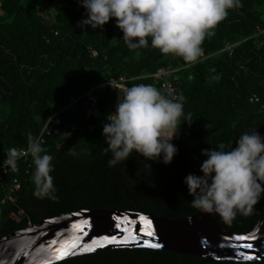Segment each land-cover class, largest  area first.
I'll use <instances>...</instances> for the list:
<instances>
[{"label":"trees","instance_id":"obj_1","mask_svg":"<svg viewBox=\"0 0 264 264\" xmlns=\"http://www.w3.org/2000/svg\"><path fill=\"white\" fill-rule=\"evenodd\" d=\"M41 3L53 8V21L43 17ZM0 7V164L33 145L71 97L100 87L95 105L68 109L38 158L20 162L0 182V238L80 209L186 218L264 152V0H1ZM161 67L176 69L177 96L164 106L166 91L152 77ZM120 78L130 117L167 118L173 141L130 147L124 125L111 121L117 93L107 83ZM16 177L21 187L10 201L4 185ZM263 213L264 173L218 222L244 234ZM201 263L264 260L206 262L119 248L54 264Z\"/></svg>","mask_w":264,"mask_h":264},{"label":"water","instance_id":"obj_2","mask_svg":"<svg viewBox=\"0 0 264 264\" xmlns=\"http://www.w3.org/2000/svg\"><path fill=\"white\" fill-rule=\"evenodd\" d=\"M126 92L127 87L120 86L117 111L126 110ZM131 119L153 127L158 123ZM174 139L172 135L169 139L151 142L168 143ZM141 142L148 141L136 140L130 147ZM263 173L264 152L216 200L186 218L169 219L141 211L97 208L42 219L0 238V264H54L119 248L170 251L198 256L206 262H261L264 260V213L256 226L244 234L224 229L218 219Z\"/></svg>","mask_w":264,"mask_h":264},{"label":"built area","instance_id":"obj_3","mask_svg":"<svg viewBox=\"0 0 264 264\" xmlns=\"http://www.w3.org/2000/svg\"><path fill=\"white\" fill-rule=\"evenodd\" d=\"M232 49H233L232 45L227 46V50L232 51ZM92 55L97 56V52L95 50L92 51ZM175 72L176 69L161 67L156 73L152 75V77L155 79L157 83L158 82L162 83V90L166 91V97L162 98L163 102H166V99L169 96H172L174 98H176L177 96V92H176L177 89L173 83ZM125 81H126L125 78H120L119 80L111 79L107 84L110 86L111 89L115 90L116 93L118 94L120 86H123ZM99 88H100L99 86L92 87L81 97H71L69 104L66 107L50 115L43 124L41 132L33 145H31L28 148L19 149L16 156L8 158L2 164H0V182H4L6 176L12 173L13 171H15L20 162L29 163L35 161L38 158L39 156L38 149L44 143L46 136H53L59 133V127L62 123L61 115L65 114L68 109L76 106L78 103H82L83 105H91V106L95 105L99 99V94H98ZM250 101L256 103L259 101V97L256 94H254L250 98ZM112 122H116V121H112ZM29 169H30L29 167L26 169L27 173H29L30 171ZM20 187H21L20 178L16 177L11 181H6L4 185V188L6 189L7 192L6 199L10 201H14L15 198L13 194L17 192L20 189Z\"/></svg>","mask_w":264,"mask_h":264},{"label":"rangeland","instance_id":"obj_4","mask_svg":"<svg viewBox=\"0 0 264 264\" xmlns=\"http://www.w3.org/2000/svg\"><path fill=\"white\" fill-rule=\"evenodd\" d=\"M0 2H1V0H0ZM1 12H2V10H1V7H0V14H1ZM40 12H41V14L43 15V17L48 21V22H51V21H53V17H54V10H53V8L52 7H49L48 5H45V4H43V3H41V6H40ZM115 114V113H114ZM114 114L111 116V120L112 121H116V123H118V124H122V125H124V129H125V131H126V137H127V141H128V143L129 144H131V143H133V142H135L136 140H137V138L135 139L134 137L133 138H131V136H130V133L132 132L133 134H140V131H141V127H139L138 129L139 130H137L136 131V133H135V131H133V130H131L130 129V126H129V123L127 122V120L129 121V119H125L124 121L122 120V121H117L115 118H114ZM129 118V117H128ZM161 122H164L165 124H161ZM126 125V126H125ZM126 127V128H125ZM153 129H155V130H159V132H161L162 131V134H165V133H168L169 131H171L172 132V128H171V125H169L168 124V122L166 121V118L165 119H161L160 121H158V123L157 124H155V126L153 127ZM167 131V132H166ZM165 132V133H164ZM172 135L174 136V134H172L171 133V137H172ZM162 137H161V139L162 140H165V139H169V137L170 136H166V138L165 137H163V135H161ZM170 137V138H171ZM160 139V140H161ZM138 140L139 141H154V139H139L138 138ZM137 140V141H138Z\"/></svg>","mask_w":264,"mask_h":264},{"label":"bare ground","instance_id":"obj_5","mask_svg":"<svg viewBox=\"0 0 264 264\" xmlns=\"http://www.w3.org/2000/svg\"><path fill=\"white\" fill-rule=\"evenodd\" d=\"M128 112L122 108H120L115 114H114V118L117 120V121H124L126 118L128 119ZM127 122L129 123V126H130V129L135 131L139 130L141 127V131H140V134H133L132 132L130 133V136L131 138H138L139 139H154V140H160L161 139V135H163V137L166 138V136H170L171 137V131H169L168 133H165V134H162V131L159 132V130H155L153 129V125L150 124V123H146V122H137L136 120H127ZM161 124H165L164 122H161ZM139 128V129H138ZM167 132V131H166ZM169 137V138H170ZM162 140V139H161Z\"/></svg>","mask_w":264,"mask_h":264},{"label":"clouds","instance_id":"obj_6","mask_svg":"<svg viewBox=\"0 0 264 264\" xmlns=\"http://www.w3.org/2000/svg\"><path fill=\"white\" fill-rule=\"evenodd\" d=\"M124 86H125V85H124ZM161 100H162V98H161ZM162 102H163V101H162ZM163 103H164V102H163ZM128 117H129V118H128L129 120L132 118V117H130V115H128ZM163 119H165V118L163 117ZM166 119H167V118H166ZM131 120H134V119H131ZM160 120H161V119H160ZM160 120H159V121H160Z\"/></svg>","mask_w":264,"mask_h":264},{"label":"crops","instance_id":"obj_7","mask_svg":"<svg viewBox=\"0 0 264 264\" xmlns=\"http://www.w3.org/2000/svg\"><path fill=\"white\" fill-rule=\"evenodd\" d=\"M166 121L168 122V124L170 125V122L168 119H166ZM172 130V129H171ZM172 134H174L173 130H172Z\"/></svg>","mask_w":264,"mask_h":264}]
</instances>
